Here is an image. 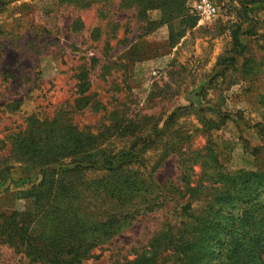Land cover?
Listing matches in <instances>:
<instances>
[{
	"label": "trees",
	"instance_id": "trees-1",
	"mask_svg": "<svg viewBox=\"0 0 264 264\" xmlns=\"http://www.w3.org/2000/svg\"><path fill=\"white\" fill-rule=\"evenodd\" d=\"M111 1L57 3L88 9ZM263 1L239 0V6L245 11ZM120 6L135 12L146 33L167 26L169 46L196 25L184 0H122ZM149 10L160 12L157 21H147ZM236 19L228 28L231 49L217 58L209 83L233 69L244 52L240 36L248 18ZM257 63L252 57L244 58L238 78L254 87L251 92L257 93L255 102L264 115V78H260L264 70ZM75 80L73 107L82 110L89 104L91 86L85 65ZM258 82L260 90L255 87ZM188 110L199 119L205 136L201 151L186 148L191 134L175 127L178 116ZM204 111L202 105L191 103L174 109L162 124L151 116L116 117L120 113L115 112L97 133L83 132L66 112L44 120L28 118L24 131L12 138L9 158L14 165L0 169V198L9 193L14 200L28 201L29 208L8 216L0 213V244L23 248L32 262L81 264L91 251L89 242L109 240L137 215L165 210L171 216L147 246L114 264H264V170L222 167L210 131L220 129L228 118L219 113L216 119L205 118ZM254 127L264 142V120ZM165 136L169 141L160 162L176 156L178 180L148 183L131 166L142 165L143 154ZM87 172L99 174V179L88 180Z\"/></svg>",
	"mask_w": 264,
	"mask_h": 264
},
{
	"label": "rangeland",
	"instance_id": "rangeland-1",
	"mask_svg": "<svg viewBox=\"0 0 264 264\" xmlns=\"http://www.w3.org/2000/svg\"><path fill=\"white\" fill-rule=\"evenodd\" d=\"M121 1L77 9L61 6L57 0H0V169L14 165L9 158L12 138L24 131L30 117L44 120L66 112L83 132L97 133L115 112L120 113L116 117L151 116L162 124L174 109L193 103L194 107L202 105L205 118L216 119L217 113L228 118L220 129L210 131L222 167L264 170V142L254 127L264 120L263 110L255 102L257 93L251 92L254 87L238 78L246 57L264 70V1L247 7L248 15H244L239 0H208L217 16L199 25L195 11L199 0H184L196 25L174 46H169L167 26L146 33L145 23L132 9L122 8ZM237 16L248 18L240 36L244 52L237 56L233 69L209 83L217 58L231 49L228 28ZM159 17L158 10L146 14L149 22ZM82 65L90 76L89 104L75 110V76ZM257 86L258 90L262 87L260 82ZM199 93L203 96L197 99ZM184 113L175 127L191 134L186 148L201 151L205 136L200 133L199 119L190 110ZM168 139L165 136L146 151L142 165L131 166L148 183L178 180L176 156L160 162ZM99 176L85 174L91 181ZM28 208V201L14 200L9 193L0 198V213L6 216ZM169 216L165 210L137 215L109 240L88 241L91 251L81 264L131 259ZM0 264L41 263L32 262L21 247L0 244Z\"/></svg>",
	"mask_w": 264,
	"mask_h": 264
},
{
	"label": "built area",
	"instance_id": "built-area-1",
	"mask_svg": "<svg viewBox=\"0 0 264 264\" xmlns=\"http://www.w3.org/2000/svg\"><path fill=\"white\" fill-rule=\"evenodd\" d=\"M198 24L210 23L217 16L216 8L208 0H199L195 7Z\"/></svg>",
	"mask_w": 264,
	"mask_h": 264
}]
</instances>
